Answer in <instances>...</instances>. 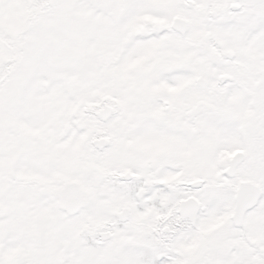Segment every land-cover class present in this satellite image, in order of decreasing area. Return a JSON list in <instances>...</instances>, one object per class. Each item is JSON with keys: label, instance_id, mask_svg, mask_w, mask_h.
Instances as JSON below:
<instances>
[{"label": "snow or ice", "instance_id": "snow-or-ice-1", "mask_svg": "<svg viewBox=\"0 0 264 264\" xmlns=\"http://www.w3.org/2000/svg\"><path fill=\"white\" fill-rule=\"evenodd\" d=\"M0 264H264V0H0Z\"/></svg>", "mask_w": 264, "mask_h": 264}]
</instances>
